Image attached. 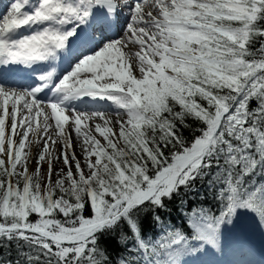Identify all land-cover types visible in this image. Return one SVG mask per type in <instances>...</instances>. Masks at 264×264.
<instances>
[{"label": "snow or ice", "instance_id": "snow-or-ice-1", "mask_svg": "<svg viewBox=\"0 0 264 264\" xmlns=\"http://www.w3.org/2000/svg\"><path fill=\"white\" fill-rule=\"evenodd\" d=\"M255 230L264 0H10L0 264H215Z\"/></svg>", "mask_w": 264, "mask_h": 264}, {"label": "trees", "instance_id": "trees-1", "mask_svg": "<svg viewBox=\"0 0 264 264\" xmlns=\"http://www.w3.org/2000/svg\"><path fill=\"white\" fill-rule=\"evenodd\" d=\"M188 133H187V131L185 132V135H187ZM201 192H204V189L203 188H201ZM207 201H210L211 203V205L212 206H214L213 205V203H212V201L209 199V200H207ZM207 203H206V200L204 201V205H206ZM189 207H191V204L189 205ZM161 215H166V214H164V213H161ZM182 216H183V210H180V211H177L176 209H173V211L171 212V222L174 224V225H176L177 226V223L179 222V221H183V219H182ZM111 247L113 248V249H115L116 248V243H115V241H112L111 242Z\"/></svg>", "mask_w": 264, "mask_h": 264}, {"label": "rangeland", "instance_id": "rangeland-1", "mask_svg": "<svg viewBox=\"0 0 264 264\" xmlns=\"http://www.w3.org/2000/svg\"><path fill=\"white\" fill-rule=\"evenodd\" d=\"M114 118H115V117H114ZM57 150H59V145L57 146ZM33 151L35 152L36 150L33 149ZM76 154H77L78 157L80 156V149H79V147L76 148ZM61 166H62V165H60V164H56V165H55V168H59V167H61ZM31 168H32V170L35 169V163L32 164ZM46 169H47V165L44 166V170H45V171H46ZM55 178H56V177H55V175H54V176H53V179H55Z\"/></svg>", "mask_w": 264, "mask_h": 264}, {"label": "bare ground", "instance_id": "bare-ground-1", "mask_svg": "<svg viewBox=\"0 0 264 264\" xmlns=\"http://www.w3.org/2000/svg\"><path fill=\"white\" fill-rule=\"evenodd\" d=\"M73 136H74V134H73Z\"/></svg>", "mask_w": 264, "mask_h": 264}]
</instances>
